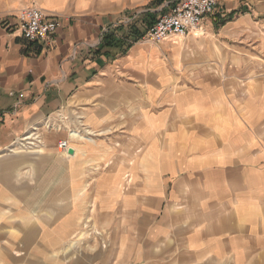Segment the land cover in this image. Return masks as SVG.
<instances>
[{
  "label": "crops",
  "instance_id": "1",
  "mask_svg": "<svg viewBox=\"0 0 264 264\" xmlns=\"http://www.w3.org/2000/svg\"><path fill=\"white\" fill-rule=\"evenodd\" d=\"M111 4L0 0V224L22 230L50 225L55 210L66 208L77 184L70 165L78 156L58 153L57 141L41 136L40 149H10L73 107L91 130L109 126L115 116L117 124L136 130L126 136L123 166L108 169L96 185L107 192L108 208L120 202L129 210L133 202L139 210L140 241L151 244L142 257L174 253L194 264H264V70L229 80L196 70L167 77L137 70L120 78L124 74L114 68L133 59L140 64L147 46L139 41L117 57L113 49H101L104 35L132 21L130 7ZM33 5L59 24L46 43L21 37L20 14ZM139 13L144 10L132 17ZM78 133L66 140L84 142L72 145L87 157L95 142ZM82 135L94 133L84 129ZM148 212L156 222L149 235ZM82 228L51 256L81 264ZM30 232L22 233L24 242L31 240ZM97 234L106 239V232ZM176 244L175 251H166Z\"/></svg>",
  "mask_w": 264,
  "mask_h": 264
},
{
  "label": "rangeland",
  "instance_id": "2",
  "mask_svg": "<svg viewBox=\"0 0 264 264\" xmlns=\"http://www.w3.org/2000/svg\"><path fill=\"white\" fill-rule=\"evenodd\" d=\"M106 1L113 3L111 5L114 9L118 6L130 7L127 13L130 17L142 9L144 13H139L138 17L149 13L157 18L168 12L172 2L166 1L158 7L150 6L153 0ZM216 1L214 12L201 24L202 28L209 25L205 28L206 32L200 27L201 30L183 39L173 38L156 45L141 42L147 46L146 49L142 46L140 53L145 60L142 59L140 64L137 59L121 64L123 68L115 67L114 73H122L124 75L118 77L125 78L129 73L145 70L148 76L162 72L167 77L190 74L196 70L193 72L214 75L222 73L229 80L235 75L247 76L251 72L264 70V0ZM233 11H238L233 19L216 29L217 16L224 18ZM82 117L81 113L71 107L60 110L34 128V133L41 136L42 141L46 137L51 142L57 141L58 145L67 139L69 130H79L80 138L92 139L95 145L88 149L87 157L78 156L70 165L74 175L71 179L77 180V184L69 193L66 208L55 210L50 225H28L30 227L22 230L18 224H0V264H67L59 257H52L51 252L58 250L63 245L62 241H67V237L81 226L83 236L77 245L82 251L79 256L81 264H194L187 258L181 262L183 259L174 253L171 256L142 257L146 249L150 251L151 244L146 242L145 245L144 241H140V228L144 220L142 217L140 220L139 210L133 207V202L129 210L122 208L120 202H116L114 208H108L110 203H106L107 192L96 185V181L104 178L108 169L123 166V154L129 145L126 136H133L136 130L129 132V124H117L118 116L113 118L109 126L91 130L86 127ZM84 129L94 135L83 136ZM72 144L77 148L85 145L79 141H73ZM91 205H94L93 210ZM126 211L130 212L127 218ZM153 214L148 212L146 218L148 235L156 223ZM7 228L11 229V234L6 233ZM26 228L31 230L29 242L23 241L22 233ZM103 231L107 233L104 241L97 234ZM103 242L106 243L105 249L102 248ZM176 248L177 244L166 251H175ZM204 262L200 261L199 264Z\"/></svg>",
  "mask_w": 264,
  "mask_h": 264
},
{
  "label": "built area",
  "instance_id": "3",
  "mask_svg": "<svg viewBox=\"0 0 264 264\" xmlns=\"http://www.w3.org/2000/svg\"><path fill=\"white\" fill-rule=\"evenodd\" d=\"M216 5V0H172L168 12L159 16L145 31L141 42L156 45L173 38L183 39L192 32L201 30L203 19L214 12ZM134 19L132 17L131 20ZM20 20L21 37L32 43H46L59 26L58 22L50 19L43 10L35 6L22 10ZM34 132L35 129H32L30 135L20 138V140L24 139L23 142L27 147L37 148L39 145V137ZM57 149L60 154L68 155V150L71 148L68 141L64 140L58 143Z\"/></svg>",
  "mask_w": 264,
  "mask_h": 264
},
{
  "label": "trees",
  "instance_id": "4",
  "mask_svg": "<svg viewBox=\"0 0 264 264\" xmlns=\"http://www.w3.org/2000/svg\"><path fill=\"white\" fill-rule=\"evenodd\" d=\"M166 1L171 2L172 0H153L150 3V6L159 7ZM163 11L164 9L161 10V12ZM240 12H242V8H240ZM236 13H238V11H233L227 14L224 18L217 16V19L215 20L216 29L221 27L224 23L231 21ZM156 19V15L146 13L134 19L129 24L116 27L112 32L103 36L101 49L107 47L113 49L114 56L116 57L126 55L135 43L141 41L145 31L155 23Z\"/></svg>",
  "mask_w": 264,
  "mask_h": 264
},
{
  "label": "bare ground",
  "instance_id": "5",
  "mask_svg": "<svg viewBox=\"0 0 264 264\" xmlns=\"http://www.w3.org/2000/svg\"><path fill=\"white\" fill-rule=\"evenodd\" d=\"M46 127V126H45ZM48 129V127H46ZM78 132H80L79 130H77ZM76 130H69L68 133H69V136L70 134L74 133V132H77ZM81 133V132H80ZM30 135V133H28ZM73 138H76L75 135H72ZM24 139H21L19 140L14 146L11 147L10 151H14V150H37V148H34V147H27L25 142H23ZM70 147L73 148L74 150V154L71 156V155H68V157L71 158L72 157H76V156H79V152L80 150H78L75 146L71 145L70 144ZM8 230V229H7ZM80 238V237H79ZM77 242V241H76ZM73 243V242H72ZM78 244V243H77ZM73 246V244H72ZM69 248V247H68Z\"/></svg>",
  "mask_w": 264,
  "mask_h": 264
},
{
  "label": "water",
  "instance_id": "6",
  "mask_svg": "<svg viewBox=\"0 0 264 264\" xmlns=\"http://www.w3.org/2000/svg\"><path fill=\"white\" fill-rule=\"evenodd\" d=\"M74 154V151L72 149H69L68 150V155H73Z\"/></svg>",
  "mask_w": 264,
  "mask_h": 264
}]
</instances>
